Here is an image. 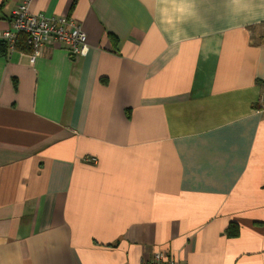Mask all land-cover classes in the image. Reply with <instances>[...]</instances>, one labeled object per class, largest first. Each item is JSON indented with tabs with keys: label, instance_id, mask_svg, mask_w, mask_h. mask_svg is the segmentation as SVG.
I'll use <instances>...</instances> for the list:
<instances>
[{
	"label": "crops",
	"instance_id": "0c3cea01",
	"mask_svg": "<svg viewBox=\"0 0 264 264\" xmlns=\"http://www.w3.org/2000/svg\"><path fill=\"white\" fill-rule=\"evenodd\" d=\"M31 10L90 49L0 55V264H264V0Z\"/></svg>",
	"mask_w": 264,
	"mask_h": 264
},
{
	"label": "built area",
	"instance_id": "2783aa9c",
	"mask_svg": "<svg viewBox=\"0 0 264 264\" xmlns=\"http://www.w3.org/2000/svg\"><path fill=\"white\" fill-rule=\"evenodd\" d=\"M34 0H19L13 11L10 26L0 31V40L6 42L9 52L27 47L30 61L34 62L40 50L47 45L63 46L72 56H86L89 52L87 34L80 23L65 15H48L33 12ZM260 111H264V93L261 96ZM94 163L95 158L91 159ZM144 264H180V261L168 252H157Z\"/></svg>",
	"mask_w": 264,
	"mask_h": 264
},
{
	"label": "trees",
	"instance_id": "16d2710c",
	"mask_svg": "<svg viewBox=\"0 0 264 264\" xmlns=\"http://www.w3.org/2000/svg\"><path fill=\"white\" fill-rule=\"evenodd\" d=\"M19 47L24 48L25 46H23V44H21ZM8 51H9V48H8V45L6 44V42L0 40V55L6 56L8 54ZM228 230H229V234L231 236H236L238 234L239 228H238V225L236 223H231Z\"/></svg>",
	"mask_w": 264,
	"mask_h": 264
},
{
	"label": "clouds",
	"instance_id": "9594fccd",
	"mask_svg": "<svg viewBox=\"0 0 264 264\" xmlns=\"http://www.w3.org/2000/svg\"><path fill=\"white\" fill-rule=\"evenodd\" d=\"M189 14H192L191 10H189Z\"/></svg>",
	"mask_w": 264,
	"mask_h": 264
}]
</instances>
